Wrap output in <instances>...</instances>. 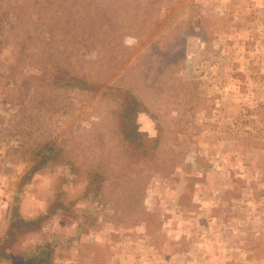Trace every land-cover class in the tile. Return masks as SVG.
Segmentation results:
<instances>
[{
  "label": "rangeland",
  "instance_id": "1",
  "mask_svg": "<svg viewBox=\"0 0 264 264\" xmlns=\"http://www.w3.org/2000/svg\"><path fill=\"white\" fill-rule=\"evenodd\" d=\"M30 261L264 264V0H0V264Z\"/></svg>",
  "mask_w": 264,
  "mask_h": 264
},
{
  "label": "trees",
  "instance_id": "2",
  "mask_svg": "<svg viewBox=\"0 0 264 264\" xmlns=\"http://www.w3.org/2000/svg\"><path fill=\"white\" fill-rule=\"evenodd\" d=\"M137 135V134H136ZM130 142V144L128 143V148L129 149H131V150H133V151H135L136 153H137V151L136 150H138L137 149V147L139 146V144H140V142H138V141H136V142H134V143H132L131 141H129ZM135 145V146H134ZM130 156V155H129ZM136 161H137V159H135ZM27 264H37V263H35V262H33V261H30V262H28Z\"/></svg>",
  "mask_w": 264,
  "mask_h": 264
},
{
  "label": "crops",
  "instance_id": "3",
  "mask_svg": "<svg viewBox=\"0 0 264 264\" xmlns=\"http://www.w3.org/2000/svg\"><path fill=\"white\" fill-rule=\"evenodd\" d=\"M1 209H3V207H1Z\"/></svg>",
  "mask_w": 264,
  "mask_h": 264
}]
</instances>
